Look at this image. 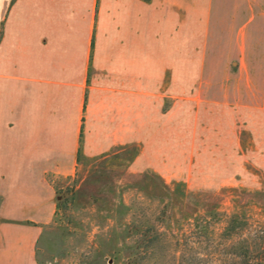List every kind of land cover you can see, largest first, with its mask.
<instances>
[{"label": "crops", "instance_id": "crops-1", "mask_svg": "<svg viewBox=\"0 0 264 264\" xmlns=\"http://www.w3.org/2000/svg\"><path fill=\"white\" fill-rule=\"evenodd\" d=\"M195 101L264 172V0H0V264H39L66 178L171 166Z\"/></svg>", "mask_w": 264, "mask_h": 264}, {"label": "rangeland", "instance_id": "rangeland-1", "mask_svg": "<svg viewBox=\"0 0 264 264\" xmlns=\"http://www.w3.org/2000/svg\"><path fill=\"white\" fill-rule=\"evenodd\" d=\"M192 113L171 166L158 158L161 172L130 174L111 200L91 189L79 200L66 178L39 264H264V172L240 148L224 156L235 151L221 147L217 108L195 101Z\"/></svg>", "mask_w": 264, "mask_h": 264}, {"label": "trees", "instance_id": "trees-1", "mask_svg": "<svg viewBox=\"0 0 264 264\" xmlns=\"http://www.w3.org/2000/svg\"><path fill=\"white\" fill-rule=\"evenodd\" d=\"M145 1H150V0H145ZM261 239H262V240H264V237H262ZM263 245H264V244H263ZM262 250H264V247H263V249H262Z\"/></svg>", "mask_w": 264, "mask_h": 264}]
</instances>
